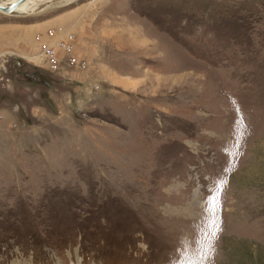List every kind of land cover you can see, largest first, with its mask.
<instances>
[{
  "label": "rangeland",
  "instance_id": "obj_1",
  "mask_svg": "<svg viewBox=\"0 0 264 264\" xmlns=\"http://www.w3.org/2000/svg\"><path fill=\"white\" fill-rule=\"evenodd\" d=\"M0 49V264H264V0L58 1Z\"/></svg>",
  "mask_w": 264,
  "mask_h": 264
},
{
  "label": "water",
  "instance_id": "obj_2",
  "mask_svg": "<svg viewBox=\"0 0 264 264\" xmlns=\"http://www.w3.org/2000/svg\"><path fill=\"white\" fill-rule=\"evenodd\" d=\"M58 1L67 0H0V13L16 17L27 16Z\"/></svg>",
  "mask_w": 264,
  "mask_h": 264
},
{
  "label": "built area",
  "instance_id": "obj_3",
  "mask_svg": "<svg viewBox=\"0 0 264 264\" xmlns=\"http://www.w3.org/2000/svg\"><path fill=\"white\" fill-rule=\"evenodd\" d=\"M47 48V51L46 50H44L43 49V51H44V54L46 55V56H50V54H51V57L53 56L52 55V50H51V48H49V47H46ZM9 53L7 52V51H5V50H1L0 49V67H1V65L3 64V61H4V59L7 57V55H8ZM52 68V67H51ZM51 68H49V70H51Z\"/></svg>",
  "mask_w": 264,
  "mask_h": 264
},
{
  "label": "bare ground",
  "instance_id": "obj_4",
  "mask_svg": "<svg viewBox=\"0 0 264 264\" xmlns=\"http://www.w3.org/2000/svg\"><path fill=\"white\" fill-rule=\"evenodd\" d=\"M75 2V1H74ZM5 15V14H4ZM7 16H10V15H7ZM65 45H67L66 43H65ZM51 48V47H50ZM52 51H53V53L55 54V51L53 50V49H51ZM43 55H44V52L42 53Z\"/></svg>",
  "mask_w": 264,
  "mask_h": 264
}]
</instances>
